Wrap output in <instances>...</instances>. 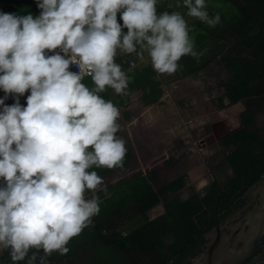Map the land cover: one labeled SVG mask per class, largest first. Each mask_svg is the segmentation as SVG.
Returning a JSON list of instances; mask_svg holds the SVG:
<instances>
[{"label":"clouds","instance_id":"clouds-1","mask_svg":"<svg viewBox=\"0 0 264 264\" xmlns=\"http://www.w3.org/2000/svg\"><path fill=\"white\" fill-rule=\"evenodd\" d=\"M159 3L36 0L37 16L0 10V256L8 264L66 256L99 214L108 188L94 169L122 167L127 152L120 108L102 95L130 94L117 55L147 57L158 76H172L182 57L202 55L185 16L221 23L208 0H175L185 13L158 12Z\"/></svg>","mask_w":264,"mask_h":264},{"label":"trees","instance_id":"trees-1","mask_svg":"<svg viewBox=\"0 0 264 264\" xmlns=\"http://www.w3.org/2000/svg\"><path fill=\"white\" fill-rule=\"evenodd\" d=\"M0 1L10 5L0 7L4 12L34 15L38 11L36 7L29 8L35 0ZM159 4L164 7L173 4L171 9L175 8V0H160ZM177 9L186 12L182 7ZM208 11L210 15L219 13L221 23L215 28L197 19L188 24L196 51L202 55L199 59L182 57L180 71L190 73L223 51L220 61L230 76L229 84L225 85L228 99L231 104L242 103L245 109L241 115L243 127L222 142L225 147H235L226 157L233 175L220 183L215 181L205 197L192 192L188 199L180 195L186 186L185 176L157 191L152 184L154 172H137L122 179L107 187V195L99 193L100 212L91 226L70 241L69 253L66 256L54 253L51 261L86 258L85 239H92L97 252L92 253L89 264H189L198 253L205 233L214 226L216 214L224 218L243 207L246 193L264 175V129L256 125L257 118L264 114V0H214L208 2ZM156 75L151 63L141 66L130 74L128 96L115 95L112 89L102 95L118 107L127 108L132 93L142 90L146 105L158 103L163 90ZM83 82L92 87L91 78ZM29 94L20 97L22 105H26ZM5 103L11 105L14 100L10 97ZM125 116L130 118L128 113ZM126 148L122 167L94 170L104 178L127 168L133 158L131 150ZM158 202L163 203L165 213L151 220L148 213ZM136 219L141 223L127 232L124 226L132 228L131 222ZM77 250L82 252L79 254ZM101 252L106 257L99 261V255L95 254ZM0 261L8 264L6 253L0 256Z\"/></svg>","mask_w":264,"mask_h":264},{"label":"rangeland","instance_id":"rangeland-1","mask_svg":"<svg viewBox=\"0 0 264 264\" xmlns=\"http://www.w3.org/2000/svg\"><path fill=\"white\" fill-rule=\"evenodd\" d=\"M214 0H208V2L213 3ZM220 5V4H219ZM8 4L6 2L0 1V7H7ZM162 11L165 10H172L171 8L159 6ZM176 11H179L176 7L173 9ZM188 24H191L195 19L191 17H185ZM221 55L217 56L214 61V65L216 67V81L219 84L218 80L222 75H226L227 83L230 82V77L227 71L224 69L223 63L220 61ZM134 58V57H133ZM135 59V58H134ZM136 60V59H135ZM147 64H150V61L145 58V61L143 63L136 60V66L134 69L139 68L141 66H145ZM217 84V85H218ZM137 92L135 91L130 96V104L127 108L125 107H119L121 116L119 123L121 124V131L119 132V135H121L125 141L126 146L131 150V153H133V157L136 158V155L140 152V150L149 151L152 155L150 159H144V155H146L145 151H142L141 156L142 159L138 160L133 159L132 162L129 164V166L123 170H118L112 173L109 176L104 177L105 184L107 187L119 182L122 179L130 178L137 172H142L146 174L147 172H154L155 174V180L152 182L155 190L157 191L161 186L164 185L168 180L174 179L181 173H187V177L190 183V187L188 189L182 191L180 194L182 198H187L190 195L191 189H194V191L202 192L204 190L203 187L198 188L197 185L202 180H206L207 184L212 181L211 175L207 170L206 164L202 158V155L205 154L207 159L211 162L214 161V156L217 152L216 150H210L204 151L202 153V138H199L198 140H195L193 142H189V140L186 138L187 133H184L185 130L183 128L179 127L178 125L172 126L170 130L166 131L163 136L165 137L166 143H168L165 146H156V143H153V136L151 135L153 133L152 128H140V120L139 117L134 118L136 113L132 109V102H134L133 99L137 98L135 96ZM164 97V96H163ZM191 97H186V99L190 100ZM172 99L175 101L177 100L180 102V104L184 105H190V103L184 99L182 96H180L179 92L172 93ZM181 99H184L181 101ZM161 102V101H160ZM167 101H162V103H159L161 109L166 106ZM239 107V108H238ZM236 109H232V115L233 112H237L240 109V106H238ZM242 108V107H241ZM245 111V109H244ZM128 113L130 115L129 119H126L125 114ZM237 115H234L236 117ZM258 126L260 129H264V114L259 116L258 119ZM143 122V121H142ZM188 123V122H186ZM235 126H232V128H236ZM147 126V125H146ZM141 129V130H140ZM146 132V134H145ZM174 132V134H173ZM173 135V137L171 136ZM152 136V137H151ZM176 136V137H175ZM181 137L184 138L185 141L184 144H180ZM202 139V140H201ZM205 139V138H204ZM176 167V168H173ZM185 169V170H184ZM185 171V172H184ZM165 208L163 203H157L151 211H149L148 215L151 220L156 219L160 217V215L164 214ZM126 223V222H125ZM124 223V225H125ZM141 222H139V219H136L134 222H131L132 228L129 226H124V229L127 230V232H130L132 229L136 228L137 225H139ZM85 250L86 252V258L83 259H74V258H59L56 262L51 261V264H89L88 261L91 259L92 253L97 252V250H94L92 242V239L86 240L85 239ZM77 252L80 254L82 251L77 250ZM100 255L99 253H96L95 255H99L98 259L99 261H102L101 259H105L106 257L103 252Z\"/></svg>","mask_w":264,"mask_h":264},{"label":"crops","instance_id":"crops-1","mask_svg":"<svg viewBox=\"0 0 264 264\" xmlns=\"http://www.w3.org/2000/svg\"><path fill=\"white\" fill-rule=\"evenodd\" d=\"M2 2L6 1H1V3ZM160 5L163 6V4H159L158 6ZM8 6L10 5L8 4ZM32 7L38 8L36 0L29 8ZM159 8L158 12H161V9ZM163 8L164 6L162 9ZM39 12L40 10L38 9L34 16L39 15ZM214 61L215 59L194 69L190 73L184 74L181 71L182 75L180 72L179 74L175 73L172 76L156 75L157 80L161 81L160 87L163 90L164 96L161 97L158 103L146 105L142 100L143 91L136 90L137 93L135 96H137V98L133 99L134 102H132V109L136 113L134 118L139 117V120L141 119V123L139 125L140 128H152L153 133L151 135L154 138L153 143H156V146L167 145L168 143L164 140L165 137L163 135L167 133L166 131H169L172 126L178 124L180 128L185 130L184 133L188 134L186 138L189 142H193L199 138H207L212 131V128L215 129L214 131L217 129L224 131L225 136L235 133L236 131L232 132L234 129H240L241 124H243L241 115L244 112V106L242 103H230L227 95V89L225 87L226 84H229L225 80L227 77L226 75H222L219 78H222V80H218V84L216 81V77L218 76H216L217 73ZM177 92H179L180 96L184 99H186V97H191L190 100L186 99L190 105L180 104L177 100L174 101L172 99V93ZM184 99H181V101ZM162 101H167V103L166 106L161 109L158 104L162 103ZM238 106H240V109L237 112H233L232 115V109H236ZM234 115L237 116L234 117ZM234 124H236V128H232V126H235ZM256 125L259 127L258 121L256 122ZM171 136L173 137V135ZM183 139L184 138L181 137L180 144L185 143ZM207 150L208 148L203 149L202 153ZM139 151L140 152L136 155V158L133 157L132 153L133 159H142L141 153L142 151H145V149H139ZM145 152L146 155H144L143 158L150 159L152 154L149 151ZM203 155L205 156V154ZM179 176L187 177V173H181ZM206 185L207 183L203 186V188ZM187 186H190L189 180ZM188 187L185 188L188 189Z\"/></svg>","mask_w":264,"mask_h":264},{"label":"water","instance_id":"water-1","mask_svg":"<svg viewBox=\"0 0 264 264\" xmlns=\"http://www.w3.org/2000/svg\"><path fill=\"white\" fill-rule=\"evenodd\" d=\"M178 71L182 75L180 69ZM222 139L214 132L203 142V148ZM255 197L258 204L244 218L230 225L227 232L222 233L219 228L206 235L205 247L190 259V264H264V185L256 187Z\"/></svg>","mask_w":264,"mask_h":264},{"label":"flooded vegetation","instance_id":"flooded-vegetation-1","mask_svg":"<svg viewBox=\"0 0 264 264\" xmlns=\"http://www.w3.org/2000/svg\"><path fill=\"white\" fill-rule=\"evenodd\" d=\"M223 51H220L218 54L221 55ZM217 54V55H218ZM216 55V56H217ZM218 55V56H219ZM216 58V57H215ZM215 58H213L211 61H213ZM210 62V61H209ZM216 133V136L218 137H223V139L221 141H217L216 143L212 144L210 147H208V149L210 150H216V151H220V152H217L214 156V161L211 162L207 159L206 156L202 155V158L206 164V167H207V171L210 173L211 175V178H212V181L210 183H208L205 187H204V190L202 192H196V191H192L190 192V195L187 197V198H182V199H188L189 197H191V193L194 192L196 194H199L202 198L206 196L207 194V189H209L213 183L215 181H218L220 183V181H223L225 180L227 177L233 175V171L231 169V166L230 164L228 163L226 157L228 154H230L234 149L235 147L234 146H230V147H225L223 145V141L227 138L225 135H224V131L220 130V129H217L216 131H214V129L212 128V131L210 132L209 136L210 135H213V133ZM208 136V137H209ZM225 136V137H224ZM207 137V138H208ZM229 137V136H228ZM207 138H202L203 139V142L206 143V139ZM201 139V140H202ZM203 144V143H202ZM207 147L203 148L202 147V150L203 149H206ZM178 177L180 176H177L176 178H174L173 180L171 181H174L175 179H177ZM169 181V180H168ZM171 181L169 182H166L164 185H167L168 183H170ZM188 184V177H186V188L188 187L187 186ZM222 185V184H221ZM256 185V186H255ZM258 185H264V175L261 177V179L256 182L249 190L248 192L246 193V201H245V204L243 207H241L238 211L236 212H233V213H230L229 215H227L226 217H220L219 215L216 214V218H215V224L214 226L205 233L204 235V241L203 243L200 245L199 247V251L198 253L202 252L203 248L205 247V243H206V235L211 232L213 229L215 230H219V228H222L221 232H227L228 231V228L230 225H233L235 224L237 221H239L240 219L244 218L250 211H252L254 209V207L258 204V198L255 197V193H256V187ZM190 187V186H189ZM186 188H184V190H186ZM223 188V187H221ZM220 188V189H221ZM183 190V191H184ZM259 197V196H258ZM217 211V210H216ZM165 213V212H164ZM197 253V254H198ZM196 254V255H197ZM195 255V256H196ZM194 256V257H195ZM190 264V262H189Z\"/></svg>","mask_w":264,"mask_h":264},{"label":"built area","instance_id":"built-area-1","mask_svg":"<svg viewBox=\"0 0 264 264\" xmlns=\"http://www.w3.org/2000/svg\"><path fill=\"white\" fill-rule=\"evenodd\" d=\"M118 20H119V17H118ZM116 62L120 63L122 65V68L127 72L128 75L131 74V72L134 70V68L136 66V60L133 58L132 55H127V54H125V55L118 54L117 58H116ZM70 70L71 71H78V68L75 65H72V66H70ZM86 78H90V77H85L84 79H86ZM202 143H203V141H202ZM202 147H203V144H202Z\"/></svg>","mask_w":264,"mask_h":264}]
</instances>
